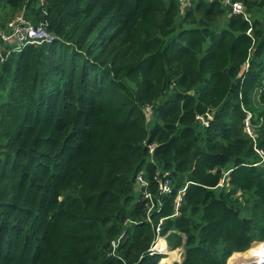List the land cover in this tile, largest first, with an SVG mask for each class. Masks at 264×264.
I'll return each instance as SVG.
<instances>
[{
	"label": "trees",
	"instance_id": "1",
	"mask_svg": "<svg viewBox=\"0 0 264 264\" xmlns=\"http://www.w3.org/2000/svg\"><path fill=\"white\" fill-rule=\"evenodd\" d=\"M239 1L0 0L52 35L0 46V264H159L160 217L178 264L264 241V0Z\"/></svg>",
	"mask_w": 264,
	"mask_h": 264
},
{
	"label": "built area",
	"instance_id": "2",
	"mask_svg": "<svg viewBox=\"0 0 264 264\" xmlns=\"http://www.w3.org/2000/svg\"><path fill=\"white\" fill-rule=\"evenodd\" d=\"M176 1L178 3L179 8L183 9L190 6L192 0H176ZM222 1L228 5L229 11L231 13L239 14L243 18L247 19L248 14L241 1L239 0H222ZM39 2H42V0H39ZM51 40H52V35L46 30L44 23L40 21L33 23L30 20H28L21 12L14 15V17H12L11 19H8L3 26H0V46L2 44H9L11 46L10 49L5 52L4 56H6L12 50H18L22 45L25 44L36 45ZM244 65L246 66L247 62H245ZM147 108L148 107H146V109ZM248 116L249 113L247 112L244 120V128L247 131V133H249V135L252 136V131L250 129L247 120ZM207 117H208L207 114L197 116L198 120L203 124L207 123ZM253 148L255 152H257V154L259 155L260 159H262L263 150L254 145ZM164 175H166L165 172ZM135 179H136V185L138 187L145 185V181L142 179L139 173L136 175ZM220 184L221 182H219V185ZM157 187L160 192L168 191L169 190L168 179L166 177L159 179L157 182ZM183 189L184 186L178 188L176 191L174 197V212H176L177 210V206L181 197L180 193L183 191ZM144 195L149 197V194L147 192H145ZM160 221H161V217L158 218L157 223L154 226L155 235L149 246V251L162 252L166 248L165 243L162 239L163 235H160L158 233ZM159 238L163 241V247L160 244L159 245L157 244ZM260 242H264V241L253 240L249 243L248 247L245 249L249 251L248 255L243 257L244 262H240L239 264L242 263L264 264V253L258 252L257 248H255L258 246V243ZM111 244L114 245L115 241L112 240ZM251 244L254 245L252 248L250 247ZM245 250L242 251L244 252Z\"/></svg>",
	"mask_w": 264,
	"mask_h": 264
},
{
	"label": "crops",
	"instance_id": "3",
	"mask_svg": "<svg viewBox=\"0 0 264 264\" xmlns=\"http://www.w3.org/2000/svg\"><path fill=\"white\" fill-rule=\"evenodd\" d=\"M164 243H165V247L167 250H170V248H167L166 246V242H165V239L164 237L162 238ZM163 247V246H162ZM177 253L174 255L173 252L169 253V254H164L161 258V260L158 261L159 264H178L180 259H181V252H182V245H178L177 246V249L175 250ZM244 252L243 251H235L233 252L231 255H229L226 259V264H232L230 261L231 259L235 256V255H240V256H243L245 257V254H243ZM166 258L167 260L163 263H160V261L162 260H165L163 258Z\"/></svg>",
	"mask_w": 264,
	"mask_h": 264
},
{
	"label": "rangeland",
	"instance_id": "4",
	"mask_svg": "<svg viewBox=\"0 0 264 264\" xmlns=\"http://www.w3.org/2000/svg\"><path fill=\"white\" fill-rule=\"evenodd\" d=\"M18 13V12H17ZM20 13V12H19ZM262 60L264 62V51H263V54H262ZM163 242V241H162ZM254 244V243H253ZM251 244L250 247L252 248L254 245ZM163 246V245H162ZM177 249V245L174 246L173 248H170V250H167L166 248L162 251L164 254H169L171 252L174 253V255L177 253L175 250ZM178 254V253H177ZM244 254V253H243ZM246 256V255H245ZM163 259H166L165 257ZM166 261V260H165ZM232 264H239L240 262H244V259H243V256H240V255H235L231 261H230ZM160 263H163L160 261ZM242 264H245V263H242Z\"/></svg>",
	"mask_w": 264,
	"mask_h": 264
},
{
	"label": "bare ground",
	"instance_id": "5",
	"mask_svg": "<svg viewBox=\"0 0 264 264\" xmlns=\"http://www.w3.org/2000/svg\"><path fill=\"white\" fill-rule=\"evenodd\" d=\"M158 245L160 244L161 246L163 245V242H162V240L159 238L158 239V243H157ZM255 248H257V250H258V252H261V253H264V244H262V243H258V246L257 247H255ZM248 252L249 251H245L244 252V254L247 256L248 255ZM162 259V258H161ZM160 259V260H161ZM165 260H167V259H165Z\"/></svg>",
	"mask_w": 264,
	"mask_h": 264
}]
</instances>
